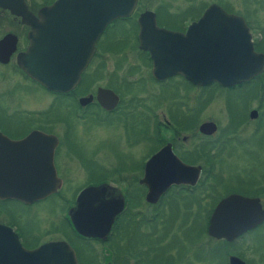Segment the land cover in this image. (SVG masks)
I'll return each instance as SVG.
<instances>
[{
    "label": "flooded vegetation",
    "instance_id": "obj_1",
    "mask_svg": "<svg viewBox=\"0 0 264 264\" xmlns=\"http://www.w3.org/2000/svg\"><path fill=\"white\" fill-rule=\"evenodd\" d=\"M56 1L0 0V41L6 35L14 37L13 50L7 61L0 62V126L4 125L9 129L6 132L0 127V136L11 142H19L30 136L29 143L15 146L7 145L0 138V170L20 169L21 172L17 171V181L30 186L37 182L34 179L35 171L44 168L42 164L39 165L38 152L44 149L39 147V138L31 134L40 132L53 136L56 140L51 164L60 181V186L54 193L41 199L23 202L16 198H0V225L9 228L26 250H33L47 243L66 244L72 250L76 264H215L219 257L222 259L220 264H229V258H236L243 264H264V219L230 241L215 239L207 234L209 216L215 206L211 204L214 195L213 192L209 193L211 189L205 188L206 185L198 184L203 171L214 166L216 149L222 147L213 146L210 150L200 145L203 142H215L208 140L212 135L205 136L198 131L199 124L202 123L198 121L200 87L192 85L179 75L161 81L151 76L152 61L149 52L139 48L140 23L137 21L139 15L150 12L154 21H143L146 30L154 23L158 29L185 34L191 25H195L193 34L196 38L214 37L221 32L225 34L227 28L220 26V21H207L210 25H203L197 20L210 5H216L225 13L243 19L254 52L264 57V18L257 17L256 21H247L250 12L240 13V9L231 6L230 0H136L129 17L111 21L97 36L93 53L74 88L66 93H55L42 88L18 68L16 58L27 48L28 27L21 24V19L9 10L24 6L36 16L38 10L51 7ZM113 46L117 48L113 49ZM127 47L135 50L136 56H132L134 59L123 53ZM0 52H3L1 47ZM108 64L110 71L107 69ZM139 73L142 75L138 76ZM14 74H18L24 83L31 82L52 95L53 101L43 109H46L45 112H39L34 107L24 108L20 104L19 100L23 97H20L18 88L13 86L20 87L21 83H16ZM146 74L159 85L168 81L177 91L182 88L185 93L174 95L173 92L167 97L148 91L146 98H139L135 95V90L145 91L140 86ZM102 79H106L103 84ZM238 86L245 89L249 87V92L240 98L244 105L239 124L245 128L247 124L254 123L253 134H256L260 128L264 129V69ZM99 88L109 90L117 97L112 110L106 111L98 104L96 93ZM189 88L195 90L193 94L190 93V97L193 96V104L190 106L185 102L189 98L186 92ZM59 97L68 99V103H73L77 111L73 108L71 113L65 110L57 116L51 113L53 108L56 110L55 98ZM80 99L86 100L83 105L79 104ZM253 100L256 101L255 107L249 108V102ZM252 111L256 114L253 119L249 117ZM97 112H101L103 116ZM68 120L84 126L88 122H113L112 128H116L119 134L112 145L115 159H112L110 168L102 166L101 160L96 163L93 159L95 152L80 154L81 149L72 139V127L67 126ZM56 124H62L64 130L60 133L51 130L50 127ZM161 128L164 129L163 132ZM236 130L235 127L232 134ZM79 138H83L82 134H79ZM242 141L246 142V139ZM166 145L181 163L199 167L200 174L194 186L172 185L152 204L145 201L147 188L139 181L143 177L146 163ZM62 147L66 150L64 158L67 162L61 156ZM93 147L94 145L91 148ZM68 161L75 162L73 167L68 165ZM258 179L250 189L251 192L242 196L257 199L264 212L263 172L259 173ZM75 180L81 182L79 186L73 190H65L68 182ZM99 185L112 187V191L104 196L105 200L121 199L123 203L103 240L82 236L75 230L71 220L79 192L86 187ZM175 199L185 202L199 200L200 204L194 210L196 215H200L201 210L207 207V210H202L206 219L200 229L201 239L205 242L200 246H192L191 253L188 252L187 245L183 247L182 242L174 240L178 237H170L174 228L171 224L175 221L172 219L178 214V211L170 210V203L175 202ZM211 205L212 208L209 209ZM11 206L16 209L10 208ZM73 217L83 221L81 211L79 215L74 213ZM41 223L43 226H40ZM200 248L201 252L198 254L197 250Z\"/></svg>",
    "mask_w": 264,
    "mask_h": 264
},
{
    "label": "water",
    "instance_id": "obj_2",
    "mask_svg": "<svg viewBox=\"0 0 264 264\" xmlns=\"http://www.w3.org/2000/svg\"><path fill=\"white\" fill-rule=\"evenodd\" d=\"M136 0H57L48 8L37 11L36 16L24 6L9 10L28 27L27 48L16 58L18 68L47 91L66 93L74 88L87 65L97 36L107 24L117 18L131 15ZM140 23L139 48L148 50L152 61L151 76L161 81L179 75L196 87L216 83L232 87L248 82L264 69V57L252 48L250 34L239 16L227 14L220 7L210 5L197 20L220 21L227 32L214 37L196 38L195 25L185 34L171 33L156 28L148 30L143 21H154L153 14L144 12L137 18ZM228 28L229 31H228ZM6 44V45H5ZM14 37L6 35L0 41V62L5 63L13 50ZM3 45V46H2ZM90 99V98H89ZM96 100L106 111L112 110L117 97L109 90L97 89ZM85 99H80L83 105ZM254 111L249 117L255 118ZM198 131L211 136L216 131L213 122L199 124ZM38 137L40 162L44 168L35 171L32 186L17 181L20 169L0 170V198H16L23 202L41 199L54 193L60 186L56 178L51 156L56 140L40 132ZM9 146L27 144L30 136L19 142H11L0 136ZM163 162V163H162ZM200 168L181 163L171 153L168 145L161 148L146 163L139 181L146 188L145 201L154 204L172 185L194 186ZM112 191L107 185L89 186L77 197V206L71 214L72 225L82 236L104 239L114 217L122 209V200H105ZM83 215V221L73 214ZM264 219L258 200L231 193L221 198L213 207L207 225V234L215 239L230 241ZM0 264H76L72 250L64 243H47L33 250L24 249L15 234L0 225ZM229 264H243L229 258Z\"/></svg>",
    "mask_w": 264,
    "mask_h": 264
},
{
    "label": "rangeland",
    "instance_id": "obj_3",
    "mask_svg": "<svg viewBox=\"0 0 264 264\" xmlns=\"http://www.w3.org/2000/svg\"><path fill=\"white\" fill-rule=\"evenodd\" d=\"M230 3L232 7L240 9V13L246 14V11L250 12L247 17V21H256L257 17L264 18V0H230ZM124 42L125 41H123V43ZM112 48L116 49L117 47L115 48V46H113ZM131 50L132 49L127 47L125 50H123V53L127 54L125 56H130L131 58L132 56L135 57V50ZM111 66L113 67V65ZM122 66H124V63ZM107 69L109 71L111 70L110 64L107 65ZM123 69L125 68L123 67ZM118 75H120V73ZM139 75H142V73H139L138 76ZM14 77L16 83H21L20 87H17V85L13 86L15 89L18 88L20 97H23L19 100L20 104L23 107L25 106L24 108L34 107L38 109L39 112H45L46 109H43L51 101H53L52 95L40 87L32 85L31 82L24 83V80L18 74H14ZM143 80L144 82L140 87L145 88V91L139 92V90H135V95L142 99L147 97L146 92L148 91L157 92L167 97L172 95L173 92L174 95L185 93L182 88L177 91L176 88L171 85V82L167 81V83L163 85L153 82L148 74H146ZM105 81L106 79H102L101 84L105 83ZM207 88L202 90L199 88V103L205 102L207 97L209 98V102L203 106L200 112L198 111V121H210L216 125L215 133L211 137H208V140L211 142L218 141L221 143L222 139H225L220 138L222 134L231 136H228V139H230L231 142L228 141L227 143V141H225L224 144L226 148L221 152L220 156L215 159V164L210 172L212 173L211 176L217 175L219 177V181L216 184V193H235L240 195H248V193L251 192L250 189L256 184L255 182L259 180V173H264V129L260 128L256 134H253L255 132L254 123L247 124L245 128L239 124V120L241 118L240 115L242 114L243 110L242 106L244 105L243 102H240V98H242L241 95L247 94L249 92V87L247 89L242 87H237L236 89H227L224 87ZM194 91L195 90L190 88L186 91L188 92L189 98L185 99V102H187L188 106L193 104V96L190 97V93L193 94ZM63 98L64 97H59L57 99L55 98L54 107L56 110L54 111L53 108L51 112L55 113V116L59 115L65 110L70 111L71 113L73 108H75L77 111L73 103H68V99L63 100ZM255 104L256 101L253 100L249 102L248 106L249 108H254ZM227 105L233 115L234 120L232 124L230 115L228 114V111H226ZM97 113L102 115L101 112ZM73 122L74 121L72 120H68L67 126L68 128L72 127V139H74L75 144L81 149L79 150L80 154L87 155L89 152H95L93 159L96 161V163L101 160L102 166L110 168L112 166V159H115L112 145L115 142V137L119 134V131L116 130V128H112L114 126L113 122L109 120L102 121L101 123H97V121L88 122L86 126L79 122ZM231 126H234L237 129L234 134H232V129H230ZM0 127L3 131L9 132V129L4 127V125ZM50 129L54 132L60 133L62 130H64V127L62 124H56L51 126ZM160 130L161 132L164 131L163 128ZM79 134H82L83 138H79ZM244 139H246V142L242 141ZM92 145H94L93 148H91ZM60 152L61 156L64 158L66 152L65 148L62 147ZM87 158H89V156H87ZM74 163L75 162L73 161H68V165L71 167H73ZM59 165L62 166L61 162H59ZM204 178L205 174L202 173L199 180L201 181ZM75 181L68 182V186H66L65 190H73L75 187H78L79 183L81 182L76 181L77 184H75ZM65 190L64 193H67ZM262 200V203L264 204V198H262ZM174 201L175 202L170 203L172 204L170 210L178 211V214L175 218V221L171 224V226L174 228L173 232L170 234V237H178L174 240L182 242L183 247L188 246V252L191 253L192 250L190 248L192 246H200L203 242H205L204 239H201L200 229L203 222L205 223L206 219L202 210H207V207L204 209L201 208L202 210L200 215H196L194 214V210L197 209L196 206L191 205L190 207L188 206V203L184 204L185 201H182L181 199H175ZM203 205L205 206V204ZM10 208L14 210L16 209L15 206H11ZM40 226H43V223H41ZM197 235H199L198 238H194L197 237ZM184 251H186V249H184ZM199 252H201V248L197 250L198 254ZM220 263H222L221 257L215 261V264Z\"/></svg>",
    "mask_w": 264,
    "mask_h": 264
},
{
    "label": "trees",
    "instance_id": "obj_4",
    "mask_svg": "<svg viewBox=\"0 0 264 264\" xmlns=\"http://www.w3.org/2000/svg\"><path fill=\"white\" fill-rule=\"evenodd\" d=\"M208 87V88H207ZM209 87H217V88H221L220 86H218L217 84H215V83H212V84H209V85H207V86H204V87H200V89L202 90V89H209ZM236 87H239V86H235V87H230V88H227V89H234V88H236ZM207 102H209V98L207 97V100L205 101V102H203V103H199V112L201 111V109L203 108V106H205L206 104H207ZM227 111H228V114L230 115V119H231V124H232V122H233V115H232V112L229 110V107H228V105H227ZM234 126H231L230 127V129H232V132H233V130H234ZM220 138H225V139H222V141H221V143L220 142H218V141H216V142H214V143H208V142H203L202 144H200V145H202V146H205V147H207V148H209L210 150L213 148V146L214 147H222V149H216V158L217 157H219L220 156V152H222L226 147H225V141H227V143H228V141L229 142H231V140L230 139H228V135H221L220 136ZM227 138V139H226ZM211 169L212 168H209V169H205L204 170V174H205V178L204 179H202L201 181H199V184H198V186H200V185H206V187L205 188H209V190H210V192L209 193H211V192H213V195H214V200L212 201V203L211 204H216V202L220 199V198H222V197H224L225 195H227L228 193H223V194H218V193H216L217 191H216V184L218 183V181H219V177L217 176V175H213V176H211L212 175V173H210L211 172ZM207 190V189H206ZM206 193H208L207 191H206ZM188 203V206H190L191 207V205H193V206H196V208H198V205L200 204V201L198 200V201H193V200H190L189 202H184V204H187ZM212 208V205L210 206V208L209 209H211ZM176 218V217H175ZM175 218H173L172 220H174Z\"/></svg>",
    "mask_w": 264,
    "mask_h": 264
}]
</instances>
